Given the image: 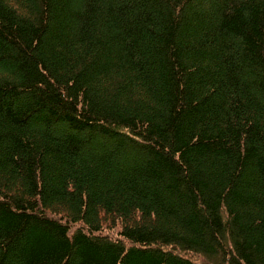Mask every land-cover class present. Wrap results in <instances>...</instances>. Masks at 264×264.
<instances>
[{
	"label": "trees",
	"instance_id": "obj_1",
	"mask_svg": "<svg viewBox=\"0 0 264 264\" xmlns=\"http://www.w3.org/2000/svg\"><path fill=\"white\" fill-rule=\"evenodd\" d=\"M0 264H264V0H0Z\"/></svg>",
	"mask_w": 264,
	"mask_h": 264
}]
</instances>
